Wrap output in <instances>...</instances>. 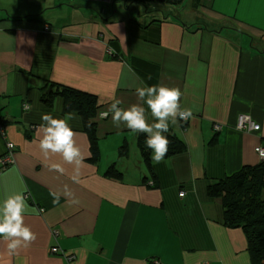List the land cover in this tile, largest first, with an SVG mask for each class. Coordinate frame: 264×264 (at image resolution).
<instances>
[{
	"label": "crops",
	"instance_id": "0c3cea01",
	"mask_svg": "<svg viewBox=\"0 0 264 264\" xmlns=\"http://www.w3.org/2000/svg\"><path fill=\"white\" fill-rule=\"evenodd\" d=\"M198 1L0 0V156L14 144L13 163L0 168V202L26 185L24 223L36 236L12 256L0 238V264H250L243 230L221 224L224 208L206 188L264 162L255 152L264 146V0ZM46 24L53 33L41 31ZM49 82L95 95L102 110L113 96L122 108L137 103V87L179 88L193 117L169 132L186 149L146 160L139 134L109 115L98 123V161L86 158L74 182L73 165L38 147L43 114L73 113L59 95L44 101ZM240 114L260 129H236ZM76 116L68 123L87 157ZM146 119L153 122L147 111ZM52 192L61 193L58 204Z\"/></svg>",
	"mask_w": 264,
	"mask_h": 264
},
{
	"label": "clouds",
	"instance_id": "9594fccd",
	"mask_svg": "<svg viewBox=\"0 0 264 264\" xmlns=\"http://www.w3.org/2000/svg\"><path fill=\"white\" fill-rule=\"evenodd\" d=\"M150 78V77H149ZM137 103L122 108V101L113 96L109 107L99 114L101 119L111 116L114 127H124L132 133L145 134V146L150 149V159L153 163H160L168 152L170 143L165 133H169L170 125H177L179 121H188L193 117L191 108H181L180 99L183 93L179 88H168L162 85H145L135 90ZM145 105L147 106L145 108ZM25 110L30 106L25 105ZM146 111L150 113L153 122L146 119ZM78 118L75 113H69L66 118H54L51 114L41 116L38 131L41 137L38 147L45 158L50 155H59L66 164L73 165L74 182L78 181L80 168L86 158H91V152L85 157L76 145V133L69 126L68 121ZM11 147V145H9ZM52 168L63 174L64 168L53 165ZM28 192L25 185L21 192L8 195L0 202V238L6 242L9 256L17 254L21 248H28L36 239L35 234L25 225L24 217L29 211L24 193ZM70 198L69 203L77 204L79 201L65 187L63 193ZM52 203L58 204L61 193L52 192ZM183 195V194H182ZM34 212L35 209H32Z\"/></svg>",
	"mask_w": 264,
	"mask_h": 264
},
{
	"label": "trees",
	"instance_id": "16d2710c",
	"mask_svg": "<svg viewBox=\"0 0 264 264\" xmlns=\"http://www.w3.org/2000/svg\"><path fill=\"white\" fill-rule=\"evenodd\" d=\"M129 1L136 3L155 2L174 6L182 3L184 0ZM189 5L195 8L199 6L200 3L198 0H189ZM176 15L177 13L174 16ZM41 31L44 33H53L52 28L48 24L44 25ZM108 52L111 54L110 49ZM46 87L49 88V91L43 99L47 104H51L54 97L59 95L63 100L64 113L73 112L81 116L83 130L88 134L90 140L92 154L91 158L88 160L97 162L99 155L95 145L98 139V123L99 119H101L99 114L105 111L102 110V104L97 102L95 95L88 92L51 82H49ZM25 105L27 104L24 103L22 107L24 110ZM220 126L222 129V125ZM221 129L219 131H221ZM0 132L4 137V130L1 125ZM164 135H166L170 141L168 152L164 158H169L185 151V143L179 136L170 132ZM144 141L145 134L140 133L138 135L137 144L142 157L147 160L150 158L151 150L146 148ZM8 142L10 141L5 142L6 151L0 158L11 153V158L14 159V144L10 142L13 146L11 149H8ZM108 171H110V169ZM109 174L114 175L111 171ZM180 193L184 195V190H180L178 196H180ZM206 193L209 198L220 200L224 208L221 224L227 228H240L243 230L246 237L250 264H264V162H260L254 166H245L231 175L209 183L206 188Z\"/></svg>",
	"mask_w": 264,
	"mask_h": 264
},
{
	"label": "built area",
	"instance_id": "2783aa9c",
	"mask_svg": "<svg viewBox=\"0 0 264 264\" xmlns=\"http://www.w3.org/2000/svg\"><path fill=\"white\" fill-rule=\"evenodd\" d=\"M220 129H221L220 125H218V124L213 125L214 131L217 132ZM236 129H238L240 131H246V132L258 131L260 129V125L258 123H255L253 120H251L248 115L246 116V115L240 114L237 117ZM9 145H11V147ZM12 146H13L12 143H10V142L7 143L8 149H11ZM255 152L257 153L258 157L261 160H264V146H256ZM11 156H12L11 153H9L7 155H4L3 158H0V168L1 169H4L6 166L13 163V159L11 158ZM181 195L182 194L180 193V196ZM49 250H50V253H53V254L60 252V250L57 246H52Z\"/></svg>",
	"mask_w": 264,
	"mask_h": 264
},
{
	"label": "rangeland",
	"instance_id": "374dc122",
	"mask_svg": "<svg viewBox=\"0 0 264 264\" xmlns=\"http://www.w3.org/2000/svg\"><path fill=\"white\" fill-rule=\"evenodd\" d=\"M243 115H246V114H243ZM247 116V115H246Z\"/></svg>",
	"mask_w": 264,
	"mask_h": 264
}]
</instances>
